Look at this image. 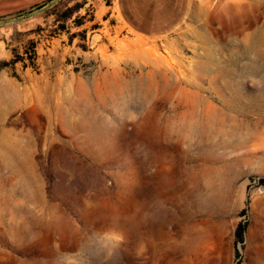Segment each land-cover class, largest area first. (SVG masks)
<instances>
[{"label": "rangeland", "instance_id": "rangeland-1", "mask_svg": "<svg viewBox=\"0 0 264 264\" xmlns=\"http://www.w3.org/2000/svg\"><path fill=\"white\" fill-rule=\"evenodd\" d=\"M22 11L0 20V264H236L241 221L264 264V0L162 39L116 0Z\"/></svg>", "mask_w": 264, "mask_h": 264}, {"label": "crops", "instance_id": "crops-1", "mask_svg": "<svg viewBox=\"0 0 264 264\" xmlns=\"http://www.w3.org/2000/svg\"><path fill=\"white\" fill-rule=\"evenodd\" d=\"M40 0H0V17L28 9ZM206 0H116L124 25L137 37L162 39L184 27L198 3Z\"/></svg>", "mask_w": 264, "mask_h": 264}, {"label": "trees", "instance_id": "trees-1", "mask_svg": "<svg viewBox=\"0 0 264 264\" xmlns=\"http://www.w3.org/2000/svg\"><path fill=\"white\" fill-rule=\"evenodd\" d=\"M54 1L55 0H49V4H51ZM44 7H46V6H39V7L36 8V10H40V9H42ZM33 10H35V8L32 9V10H30V11H22V12H19L17 16L11 17V19H13V18H15V19L24 18L25 16L30 15ZM72 12H73L72 10H67V13H64V14H66V15H64L65 16L64 19L62 17L63 15L60 16V19H63V22L68 21L69 19H71ZM7 18H9V17H0V20L2 21V20L7 19ZM60 19L58 18V22L61 21ZM66 28L67 27H66L65 23H61L59 25V29L62 32H65L66 31ZM250 180L251 181H254V178L252 177V178H250ZM259 185L264 187V179H260ZM247 204H249V201H247ZM247 230H248V223L246 221H241L238 224V226H237V228L235 230L236 264H241V260H240V258H241V252H240V249H239L238 246L240 245L243 248L244 243H245V236H246Z\"/></svg>", "mask_w": 264, "mask_h": 264}, {"label": "bare ground", "instance_id": "bare-ground-1", "mask_svg": "<svg viewBox=\"0 0 264 264\" xmlns=\"http://www.w3.org/2000/svg\"><path fill=\"white\" fill-rule=\"evenodd\" d=\"M263 40V39H262ZM245 42H247L248 44V50H250V51H254L255 50V48H256V45L258 44V42L256 41V39H255V41L253 40V37L251 36V39H246V41ZM261 43V42H260ZM263 45V44H262ZM259 46V45H258ZM257 46V47H258ZM260 47H261V45H260ZM258 52V51H257Z\"/></svg>", "mask_w": 264, "mask_h": 264}]
</instances>
